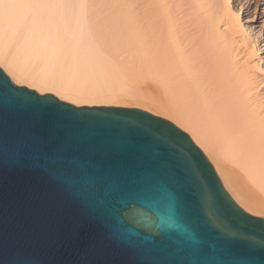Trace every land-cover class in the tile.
<instances>
[{
	"label": "bare ground",
	"instance_id": "1",
	"mask_svg": "<svg viewBox=\"0 0 264 264\" xmlns=\"http://www.w3.org/2000/svg\"><path fill=\"white\" fill-rule=\"evenodd\" d=\"M0 36L84 75H35L0 37V64L14 82L167 118L232 199L264 217V0H0ZM129 71L162 86L169 101L129 98Z\"/></svg>",
	"mask_w": 264,
	"mask_h": 264
},
{
	"label": "water",
	"instance_id": "2",
	"mask_svg": "<svg viewBox=\"0 0 264 264\" xmlns=\"http://www.w3.org/2000/svg\"><path fill=\"white\" fill-rule=\"evenodd\" d=\"M0 77L13 90L0 91V264H264V217L232 199L174 123L133 106H76L14 84L1 67ZM156 137L191 156L238 235L207 226L191 242L193 225L163 208L119 234L113 209L152 182ZM57 157L84 178L80 198L51 171Z\"/></svg>",
	"mask_w": 264,
	"mask_h": 264
},
{
	"label": "snow or ice",
	"instance_id": "3",
	"mask_svg": "<svg viewBox=\"0 0 264 264\" xmlns=\"http://www.w3.org/2000/svg\"><path fill=\"white\" fill-rule=\"evenodd\" d=\"M5 89L13 91L9 82L0 77V91ZM68 118L78 119V115L69 113ZM123 143L125 146L131 145V141ZM152 160L154 178L150 185L129 194L121 201L120 207L113 209L117 231L122 237H126L147 212L158 215L162 208L193 225V231L188 234L191 242H195L196 231L207 226L229 236L238 235L231 230L225 216L226 206L214 195L211 186L202 180L203 174L188 153L182 149L173 151L166 138L156 137L152 142ZM51 171L66 191L80 198L84 178L74 170L72 161L57 157L51 162ZM261 243L264 244V241Z\"/></svg>",
	"mask_w": 264,
	"mask_h": 264
},
{
	"label": "rangeland",
	"instance_id": "4",
	"mask_svg": "<svg viewBox=\"0 0 264 264\" xmlns=\"http://www.w3.org/2000/svg\"><path fill=\"white\" fill-rule=\"evenodd\" d=\"M1 39H2V41L4 40L3 36L1 37ZM1 39H0V43H3V42H1ZM3 45H4L5 50L9 54H13L14 53L13 55L17 56L24 63H26L27 66L29 67L30 72H32L33 74L35 73V75H39V73H40V75L47 74L51 80L53 79L52 81H54V82H55V78L69 79L71 81L73 80L74 82L75 81L78 82L79 80L82 81V77L84 76V75H82V71L79 70V69L77 70V68H75V67L73 68V66L71 67L70 65L64 64V62H61V61L57 62L56 60L55 61L47 60V59H44L43 57H41L39 55H36L34 53H33V55H32V53L28 54V52L24 51L23 48L20 47V49H19V46L15 42H9V41H5L4 40ZM3 45H1V46H3ZM0 67L5 72V74L12 80V82L14 84H16V85H24V84H19V83L14 82L12 77L9 75V73H7V71H5V69L3 68V66L1 64H0ZM129 73H126V74L128 75L127 76L128 77L127 83L130 86V88H129V91H130L129 93L130 94L127 93L128 94L127 95L124 92V94L129 96V98H131L130 95L133 96L134 94L138 95V96L144 95V94H146V95L152 94L155 97V99H157V100L159 99L163 103H166L167 101H169V98H168L169 95H168V93L165 91V89L162 86L160 87V85H151L150 84V87H147L146 85L142 84L143 81L140 80V78L138 77L139 75L138 76L136 75L137 73H135V72L133 73L132 71H129ZM24 86H26V85H24ZM31 89H33V88H31ZM38 93H40V92H38ZM44 93H47V92H44ZM48 93H51V92H48ZM40 94H43V93H40ZM59 99L63 100V101H66V102H69V103H72V104H74L76 106H81V105H89V106H91V105H103V104H97L96 102H92V103H88L87 102V103L77 104L75 102L73 103V102H71L69 100H65V99H62V98H59ZM113 102H114V100H113Z\"/></svg>",
	"mask_w": 264,
	"mask_h": 264
}]
</instances>
